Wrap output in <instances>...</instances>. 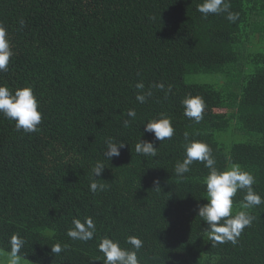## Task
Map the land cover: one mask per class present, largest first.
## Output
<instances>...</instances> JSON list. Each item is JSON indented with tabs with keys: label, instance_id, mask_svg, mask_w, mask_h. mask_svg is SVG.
I'll list each match as a JSON object with an SVG mask.
<instances>
[{
	"label": "trees",
	"instance_id": "16d2710c",
	"mask_svg": "<svg viewBox=\"0 0 264 264\" xmlns=\"http://www.w3.org/2000/svg\"><path fill=\"white\" fill-rule=\"evenodd\" d=\"M204 0H0V23L8 31L14 56L0 85L13 93L31 87L42 113L39 132L17 131L0 115V255L8 260L10 237L25 240L22 264H104L102 238L129 236L143 241L140 264H264V204L236 245L215 244L197 216L206 204L209 169L194 162L183 177L175 165L185 158L184 133L208 144L216 168L239 164L256 180L264 198V0H229L238 13L197 11ZM23 19L24 27L19 21ZM207 74L217 82H186ZM151 88L143 104L135 84ZM203 97V119L184 115L182 101ZM136 118L123 126L126 113ZM171 119V139L154 140L144 125ZM248 136L236 141V134ZM124 142L121 155L104 158L105 141ZM153 142L155 157L139 155L135 145ZM102 161V192L90 191L91 169ZM154 180L159 181L155 189ZM246 192L238 190L233 209L242 210ZM91 217L92 240L67 236L72 220ZM67 247L51 252L55 244ZM99 258V259H97ZM4 261V263H6ZM0 263V264H4ZM8 264V261H7Z\"/></svg>",
	"mask_w": 264,
	"mask_h": 264
},
{
	"label": "clouds",
	"instance_id": "9594fccd",
	"mask_svg": "<svg viewBox=\"0 0 264 264\" xmlns=\"http://www.w3.org/2000/svg\"><path fill=\"white\" fill-rule=\"evenodd\" d=\"M229 0H204L197 6V11L202 14L204 19L209 15L226 14L225 18L229 22H235L238 19V13L230 11ZM20 27H24V21H19ZM14 56L12 44L8 37V31L0 23V72L8 71L10 59ZM156 88L165 92V99L172 91V85L165 89L163 83L151 85L145 90L143 82L135 84L137 94L135 99L138 103L143 104L152 96L151 88ZM184 115L199 123L203 119L206 103L201 96H188L182 101ZM39 104L31 87L18 88L14 93L4 85H0V115L5 119L15 122L17 131L25 134L39 132V125L42 122V113L38 110ZM128 119L123 121L125 128L129 127L131 122L136 118L135 109H129L126 113ZM146 133L154 134V140L164 141L171 139L174 135V128L171 119L161 114L160 119L150 120L144 125ZM185 140V158L182 162L175 165V173L178 177H183L185 173L190 172V166L194 162L204 164L209 169V174L205 178L206 185V204L197 206V216L207 224L204 233L209 240L215 244L231 243L236 245L243 230L250 227L255 219L250 214L252 208L264 204L262 198L253 189L256 183L255 177L248 171L242 169L239 164H231L226 170L219 171L216 168V159L213 156L212 148L203 142L189 140L188 133H184ZM106 151L104 158L108 161L113 157L121 155L120 150L125 147L124 142H115L109 137L105 141ZM135 151L139 155L155 157L157 147L153 142L140 141L135 145ZM105 169L102 161H97L91 169L90 191L93 194L102 192L106 189L107 183L102 182L94 177L102 175ZM155 189H159V181L154 180ZM238 190L246 192L240 207L242 210L233 209V197ZM67 236L73 240L87 242L92 240L96 234V225L91 217H86L83 222L79 219L72 220V227L67 231ZM10 252L8 253V264H22L24 257L21 255V249L25 245V240L20 235L13 234L10 237ZM126 243L132 246V249L122 248L118 241L109 238H102L98 244V251L103 254L104 264H140L137 253L143 247V241L136 236H129ZM67 245L62 246L57 243L51 248L55 254L61 253ZM99 259V258H97Z\"/></svg>",
	"mask_w": 264,
	"mask_h": 264
},
{
	"label": "rangeland",
	"instance_id": "374dc122",
	"mask_svg": "<svg viewBox=\"0 0 264 264\" xmlns=\"http://www.w3.org/2000/svg\"><path fill=\"white\" fill-rule=\"evenodd\" d=\"M261 45L264 44V38L260 40ZM186 82H193V83H215L217 82V77L212 76V75H207V74H197V75H192L187 77ZM248 136L245 134H236L235 139L236 141H244L247 139Z\"/></svg>",
	"mask_w": 264,
	"mask_h": 264
},
{
	"label": "crops",
	"instance_id": "0c3cea01",
	"mask_svg": "<svg viewBox=\"0 0 264 264\" xmlns=\"http://www.w3.org/2000/svg\"><path fill=\"white\" fill-rule=\"evenodd\" d=\"M4 261H5V257H3V255H0V263H4ZM7 261L8 260H6L5 261L6 263H4V264H7Z\"/></svg>",
	"mask_w": 264,
	"mask_h": 264
}]
</instances>
